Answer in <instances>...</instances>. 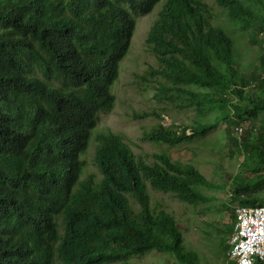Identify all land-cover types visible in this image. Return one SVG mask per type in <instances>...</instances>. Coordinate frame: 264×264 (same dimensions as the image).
I'll list each match as a JSON object with an SVG mask.
<instances>
[{
    "label": "trees",
    "instance_id": "1",
    "mask_svg": "<svg viewBox=\"0 0 264 264\" xmlns=\"http://www.w3.org/2000/svg\"><path fill=\"white\" fill-rule=\"evenodd\" d=\"M159 3L146 38L158 67L139 77L157 81L159 98L183 96L199 116L177 129L146 112L154 122L143 138L158 147L149 162L122 135L93 134L115 107L137 17ZM218 6L228 21L264 29V0H0V264H147L138 258L152 251L200 264L180 215L150 186L206 200L200 187L211 181L173 149L199 147L232 111L235 126L264 112V52L248 70L232 30L217 23ZM237 132L229 143L245 153L231 202L264 205V126Z\"/></svg>",
    "mask_w": 264,
    "mask_h": 264
},
{
    "label": "rangeland",
    "instance_id": "2",
    "mask_svg": "<svg viewBox=\"0 0 264 264\" xmlns=\"http://www.w3.org/2000/svg\"><path fill=\"white\" fill-rule=\"evenodd\" d=\"M161 5L162 3H159L153 12L137 17L131 49L121 62L119 78L112 86V91L116 95L115 107L110 113L102 114L93 134L96 138L110 131L118 133L123 136L136 155H141L149 162L154 159L158 147L143 138L144 132L154 122V118L145 114L146 112L152 110L161 112L164 116L162 122L177 129L191 124L199 116L197 109L193 105H187V100L183 96L173 99L159 98L156 95L159 85L157 81L143 82L139 77L141 75L151 77L149 71L158 67L155 54L147 44L146 38ZM216 14L217 23L230 27L242 47V62L252 63L248 70L251 67L258 68L259 56L264 52V39L260 35L263 23H258L255 27L250 24L246 26L242 23L235 24L228 21L226 13L220 6L216 8ZM259 70L261 72L262 68ZM160 80L164 81V79ZM217 113L218 110L215 114ZM215 114L210 113L209 119L214 120ZM230 115L229 120H222L216 129L200 140L199 147L196 142L190 144L192 147L189 148L173 149L175 158L193 163L211 181V187H200L201 193L207 196L206 200L197 204L187 203L178 200L171 193H164L150 186L154 197L163 198V202L180 215L179 225L184 232L185 244H188L187 248L200 254L202 258L200 264H228L231 260L228 255L229 229L224 228L223 224L231 220L229 206L232 202L229 193L232 191V177L237 172L245 151L232 148L229 138L238 131V126L246 130L251 126L252 121L256 126H264V112L260 113L257 119L251 118L238 126L234 125L237 116L233 111ZM94 143L95 139L86 154L89 170L95 169ZM96 171L99 175L98 169ZM262 188L264 189V184ZM138 260L147 264L177 262L171 254H161L157 251L139 257ZM57 264L61 262L58 260Z\"/></svg>",
    "mask_w": 264,
    "mask_h": 264
},
{
    "label": "built area",
    "instance_id": "3",
    "mask_svg": "<svg viewBox=\"0 0 264 264\" xmlns=\"http://www.w3.org/2000/svg\"><path fill=\"white\" fill-rule=\"evenodd\" d=\"M229 258L237 264H264V206L234 203Z\"/></svg>",
    "mask_w": 264,
    "mask_h": 264
},
{
    "label": "clouds",
    "instance_id": "4",
    "mask_svg": "<svg viewBox=\"0 0 264 264\" xmlns=\"http://www.w3.org/2000/svg\"><path fill=\"white\" fill-rule=\"evenodd\" d=\"M260 33H261V34H260L261 37L264 39V29H262ZM262 76H264V71H263ZM242 130H244V129L241 128V126H240V128H238V133L241 134ZM231 189H232V188H231ZM229 195H230V198H231V196L233 195V190L229 193ZM234 203H236V202H232L231 205L229 206V208L231 209L230 212H232V205H233ZM232 213H233V212H232ZM233 214H234V213H233ZM235 220H236V218H235ZM234 224H235V223H234ZM231 234H232V233H231ZM231 234H230V236H231ZM229 241H230V239H229ZM229 249H230V248H229ZM228 252H229V251H228Z\"/></svg>",
    "mask_w": 264,
    "mask_h": 264
},
{
    "label": "bare ground",
    "instance_id": "5",
    "mask_svg": "<svg viewBox=\"0 0 264 264\" xmlns=\"http://www.w3.org/2000/svg\"><path fill=\"white\" fill-rule=\"evenodd\" d=\"M255 206V205H254ZM264 206V205H263Z\"/></svg>",
    "mask_w": 264,
    "mask_h": 264
}]
</instances>
